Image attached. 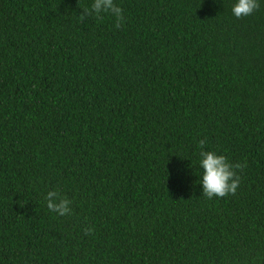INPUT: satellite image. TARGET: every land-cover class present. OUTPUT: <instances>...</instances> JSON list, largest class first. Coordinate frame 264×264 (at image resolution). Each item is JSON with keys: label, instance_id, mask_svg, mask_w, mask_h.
<instances>
[{"label": "trees", "instance_id": "trees-1", "mask_svg": "<svg viewBox=\"0 0 264 264\" xmlns=\"http://www.w3.org/2000/svg\"><path fill=\"white\" fill-rule=\"evenodd\" d=\"M114 2L119 29L0 0V264H264V0ZM202 150L246 162L235 195H203Z\"/></svg>", "mask_w": 264, "mask_h": 264}, {"label": "clouds", "instance_id": "clouds-1", "mask_svg": "<svg viewBox=\"0 0 264 264\" xmlns=\"http://www.w3.org/2000/svg\"><path fill=\"white\" fill-rule=\"evenodd\" d=\"M259 7L258 0H236L231 11L234 17L240 19L252 15ZM104 14L113 18L116 29L123 26L125 22L123 10L114 0H93L90 7H85L82 10L79 19L83 22L86 17L94 16L99 21L103 19ZM205 143L206 140L201 139L198 141V146L203 149ZM199 155L201 157L200 167L203 170L200 182L203 195L208 199L235 195L241 182V176L237 174V170L243 171L247 167L246 162L232 163L225 155L213 151L202 150ZM44 199L51 212L60 217L71 215L72 201L67 196L62 195L59 190L48 191ZM82 231L87 236L94 234L95 229L86 225Z\"/></svg>", "mask_w": 264, "mask_h": 264}]
</instances>
